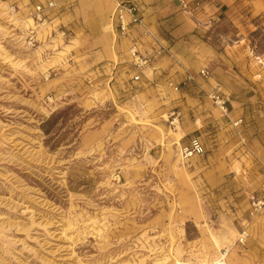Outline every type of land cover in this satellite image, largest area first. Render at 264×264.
<instances>
[{
    "label": "rangeland",
    "instance_id": "rangeland-1",
    "mask_svg": "<svg viewBox=\"0 0 264 264\" xmlns=\"http://www.w3.org/2000/svg\"><path fill=\"white\" fill-rule=\"evenodd\" d=\"M41 2L0 0V264H264V0H169L137 81L105 0Z\"/></svg>",
    "mask_w": 264,
    "mask_h": 264
},
{
    "label": "built area",
    "instance_id": "built-area-1",
    "mask_svg": "<svg viewBox=\"0 0 264 264\" xmlns=\"http://www.w3.org/2000/svg\"><path fill=\"white\" fill-rule=\"evenodd\" d=\"M57 5V0H44L37 4L33 10V14L36 20L45 23L48 19L49 10ZM114 20L116 23V31L120 36H129L132 31H134L135 26H140L143 28V35L156 37L155 33L149 28L145 21L143 10L138 0H120L117 4L116 10L114 12ZM132 57V64L135 68V73L133 79L135 81L141 78V73L145 70L146 66L150 64L151 57L141 51L139 48L138 41L134 38L132 39V45L129 49ZM205 75L206 69L201 70ZM194 79V76L189 73L182 80V83L188 84ZM173 84V83H171ZM175 85V84H173ZM175 89H179V84H176ZM211 96L215 99L216 103L223 110V112H228V103L223 95L218 92H213ZM241 121V120H240ZM239 123V122H238ZM185 151L188 153H203L204 146L203 143L197 138L193 139L189 146L185 147ZM261 189L263 191L262 195L257 196L252 201V206L254 211L262 212L264 210V181L261 184ZM246 239V231L241 234L240 241L244 242Z\"/></svg>",
    "mask_w": 264,
    "mask_h": 264
},
{
    "label": "crops",
    "instance_id": "crops-1",
    "mask_svg": "<svg viewBox=\"0 0 264 264\" xmlns=\"http://www.w3.org/2000/svg\"><path fill=\"white\" fill-rule=\"evenodd\" d=\"M86 1V0H83ZM120 0H105L103 6H101V11L96 12L99 19L94 24L96 30L100 33V37L104 40L99 41L104 44L106 42V46L109 47V50L113 53V50L118 47H122L121 45H132V39H136L138 44L140 45L141 39L150 41L149 36L143 35V28L140 26H135L134 31L129 36H120L116 31V23L114 20V12L116 10L117 4ZM139 4L143 9V14L145 17V21L148 24L149 28L156 33L159 27V18L168 14L169 11L167 9H171V5H168L169 0H138ZM99 9L100 5L95 4ZM96 8V10H98ZM144 36V37H143ZM117 44V45H116ZM114 50V51H115Z\"/></svg>",
    "mask_w": 264,
    "mask_h": 264
}]
</instances>
